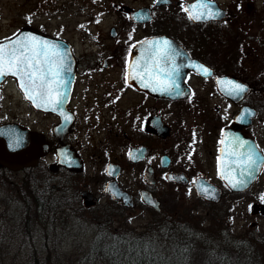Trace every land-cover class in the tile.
Returning <instances> with one entry per match:
<instances>
[{
  "label": "flooded vegetation",
  "instance_id": "obj_1",
  "mask_svg": "<svg viewBox=\"0 0 264 264\" xmlns=\"http://www.w3.org/2000/svg\"><path fill=\"white\" fill-rule=\"evenodd\" d=\"M191 1L151 0L134 8L121 7L122 22L110 24L105 34L97 29L91 35L90 25L95 24L75 25L70 29L78 31L74 38L63 34V24L55 29L24 24L0 37H14L27 27L61 41L62 49L67 44L73 60L68 80L64 79V66L54 56L45 66L43 72L52 91L51 97L42 96L41 109L25 97L27 76L13 75L12 69L0 80V126L8 125L13 136L28 129L38 132L44 151L30 165V153L14 157V152L26 145L0 147V181L22 172L23 184L7 186L16 192V198L21 193L24 197L29 193L38 196L36 187L47 185L46 191L72 193L69 210H114L106 217L81 216L73 209L70 214L49 216L55 226L61 225L56 227L61 233L46 231L48 216H0V228L8 230L0 234L3 253L25 254L32 264H63L66 254L79 256L81 264H127L122 256L133 238L141 240L152 218L164 214L166 200L161 199L158 189L163 179L171 186H184L195 198L185 201L191 207L194 201L211 207L223 203L230 215V208L241 196L247 195L249 209L255 202L264 203L262 198L255 199L256 183L264 175V73L257 77L254 64L248 67L240 55L241 47L257 38L250 30L246 33L253 20L259 29L263 26L260 30L264 33V12L257 11L248 0H243L248 7H242L239 0H215L219 15L194 20L184 7ZM171 5L178 12L164 8ZM139 7L148 10L136 21L131 13ZM160 34L172 38L189 58L197 60L201 64L196 66L198 70L186 63L187 57H175V63L169 65L161 63V58L142 56L131 72V47ZM105 40L110 43L106 45ZM21 42L25 39L11 47L9 58L14 47L16 55L24 51ZM229 82L246 91L235 93ZM207 94H214L219 102L211 106L204 103ZM4 97L20 108L18 114H2ZM31 114L38 119H30ZM256 159H260L258 176L244 189H232L223 176L248 175L255 170ZM39 164L43 168L38 169V179L32 171ZM51 173H56V178H51ZM128 174L134 181H127ZM81 175L89 177L82 185ZM33 181L40 184L28 183ZM199 182L209 190L215 187L218 199L206 191L200 193ZM38 197L46 196L42 192ZM29 201L23 200L25 208ZM53 205L42 200L37 208L43 206L45 213L53 208L54 214ZM82 219L87 220V227ZM133 222L145 224L130 226ZM68 231L83 233L84 237L70 243L68 239L76 233ZM15 234L18 236L13 237Z\"/></svg>",
  "mask_w": 264,
  "mask_h": 264
},
{
  "label": "rangeland",
  "instance_id": "obj_2",
  "mask_svg": "<svg viewBox=\"0 0 264 264\" xmlns=\"http://www.w3.org/2000/svg\"><path fill=\"white\" fill-rule=\"evenodd\" d=\"M239 1L242 7L247 6L245 4V0V2L243 0ZM148 2H151V0H0V37L10 34L18 26L24 24L30 25L31 27H34L36 29L43 27L55 29L57 25L63 24V34L65 36L72 37L73 35L75 37L78 34V31L70 30L73 29L75 25L95 24V26L90 25L89 33L91 32L90 34L92 35V33L96 32V30L98 29L102 30V32L105 34V31L108 29L110 24L121 21L119 20V18H122V11L120 10L121 7L134 8ZM248 2L250 3L249 5L254 7L257 11L264 12V0H248ZM164 8L178 12V9H176L174 5L166 6ZM261 17L263 19V16ZM259 26L260 25H258L257 21L253 20L250 26L251 28H247L246 33H248V31L250 30L251 35H254L257 38L255 39V41L250 42V45L245 43L243 47H241L243 50L241 49L242 54H240L244 57L243 61L245 62V64L249 65L248 67L253 66L254 64L257 77L259 73H264V33H262L263 30H260L261 28H263V26H261L260 29ZM79 33L81 34L82 32ZM105 41L107 42L106 45L110 43V40ZM81 42L82 41L80 39V44L83 45V43ZM251 70H253V67H251L250 71ZM213 95L207 94L205 96L206 101H204V103L211 106L216 102H219L218 97ZM11 101L12 100H9V98L4 97V108L2 114L12 115L14 113H19L18 111L20 108L13 106ZM30 119L35 120L38 119V117H35L34 114H31ZM40 168H43L42 164H39L37 168H35V171H32V174H36V178H38V169ZM51 178H56V173H51ZM10 179L12 180L11 182L8 181ZM88 179L89 177L87 176H79V184L82 185L85 181L88 182ZM24 180L25 175L20 172L18 174H15L14 176L8 175L4 178V181H0V216L21 217L24 215H39L42 217H52L66 215L73 209L76 213V210H79L78 214H80L81 216L102 215L106 217L111 214L110 211L114 212V210L109 211V208L104 207L97 209V212H89L78 207L76 204L75 205L79 209L73 206L75 209L71 207V209L69 210L67 208L72 200V193L70 191L68 193L67 191L60 193L49 189L48 191H46L47 185L45 186L46 188L44 187V185H42L43 188L41 186L40 188L38 186L36 187L37 195L40 196L42 192H44L46 197H40L41 201L44 200L54 204L53 206L56 209L54 214L51 212L53 208H49L47 210V213H45L42 209L43 206L40 209L37 208L36 201L31 196H29L31 195L30 193L25 197L22 196L21 193V197L17 196L16 198L15 191L7 190V186L11 183L23 184L25 182ZM132 180L134 181V176L128 174L127 181L132 182ZM28 183H32L33 185H35V183H38V185L40 184L39 181ZM4 184H6V186ZM256 184L255 199L264 198V189L262 188V185L264 187V175L260 177L259 181ZM158 189L159 193L162 195L161 199L164 201L166 200V208L164 210V214H160L152 218V221L146 225V229L155 227L159 223L165 222L166 220L169 221V219L172 218L177 219L180 222L187 221L190 223L191 220H193L192 216H202L201 218H203L212 215V219L210 221H205L203 223V226L206 227V229L209 228L208 232L214 236H218V229H220V231L223 230L222 222L227 223L226 227L230 229L233 235H239L245 230H253V232H264V215L260 213L251 214L249 212L250 201L248 200L247 195L241 196L240 201L237 203V205H235V207L232 209L230 208V212H233V214L229 215V209H227V206H222L224 205L223 203H219V207L217 205H212L211 207V205L206 206V204L203 202L201 203L200 201H194L193 207H191L192 205L190 206L187 203H189V201L191 200H195V198L192 195H188L184 186H171L170 183H167L166 179H163V181H161ZM27 199L30 201L28 207L25 208L23 206L25 205L23 200ZM185 201H187V203ZM39 210L41 211V213ZM62 210H64L65 213H61ZM205 210L206 212L208 211L207 214ZM231 215H233V218ZM50 217L46 223V231L61 233L56 228H60L61 225L59 224L58 226H55V223L51 221ZM218 218H220L221 220ZM139 220L141 221V219ZM142 221H145V219H143ZM80 222L86 224L84 226H88L87 220L82 219ZM210 223L214 224L210 225ZM140 224L144 225L145 223L133 222L132 224H130V226L134 227L137 225L139 226ZM4 226L6 225L4 224ZM90 226L91 225H89V227ZM7 232L8 230L0 228V234H6ZM68 232L76 233L70 236V239H68L70 243L77 242L80 237H84L83 233L77 231ZM245 235L247 234L245 233ZM16 236L18 235L15 234L13 237ZM1 243L2 241L0 238V244ZM161 247L164 246L161 245ZM72 249L74 248L70 246L69 251H72ZM27 257L28 256H25V254L11 255L3 253L0 249V264H32V262H30ZM78 257L79 256L76 255L72 256L70 254H66L65 256H63V260L66 261L63 262V264H81L78 261Z\"/></svg>",
  "mask_w": 264,
  "mask_h": 264
},
{
  "label": "trees",
  "instance_id": "obj_3",
  "mask_svg": "<svg viewBox=\"0 0 264 264\" xmlns=\"http://www.w3.org/2000/svg\"><path fill=\"white\" fill-rule=\"evenodd\" d=\"M32 198L41 206L40 197ZM201 217L192 216L190 223L172 218L148 228L141 240L133 238L126 255L117 256L127 264H264V232L233 235L221 221L223 230L214 236L203 226L212 215Z\"/></svg>",
  "mask_w": 264,
  "mask_h": 264
},
{
  "label": "water",
  "instance_id": "obj_4",
  "mask_svg": "<svg viewBox=\"0 0 264 264\" xmlns=\"http://www.w3.org/2000/svg\"><path fill=\"white\" fill-rule=\"evenodd\" d=\"M157 3H163V2H169V0H157ZM200 0H195L191 3L186 4V8L189 9L192 5L198 4ZM204 3H207L209 5L208 9H197V11H203L205 14L210 10L212 12L219 11V7L215 1L211 0H203ZM148 9L146 7L138 8L134 10L131 13V17L135 19L136 21L141 20V16L144 12H146ZM189 12V11H188ZM190 15V13H189ZM216 17V16H215ZM207 18H201L198 20H206ZM197 20V19H194ZM29 36L36 37L37 41H47L48 45L50 46L47 50L43 49L42 47L38 48L37 50L41 52V56L39 57L41 64L40 68L43 70L47 64H50L51 61H53L52 58L55 57V61L59 62V64L64 66V79L68 80L70 71L72 72V55L71 52L65 47L64 49L61 48V43L58 42L59 40L48 38L44 35L34 33L30 31L27 27L21 28V30L16 34V36L11 38H5L3 40H0V45L4 46L5 52H4V58H5V66L7 65V61L10 54V49L14 44L18 45L19 39ZM165 41L168 42L167 45H165ZM25 44L28 45V51L25 52V55L32 56L33 53L31 51V48L34 45V42L32 41H25ZM53 50H55V54L53 53ZM58 50V52H57ZM47 52V60L48 62L45 63V56L44 52ZM54 56V57H53ZM142 56H154L156 58H161L160 62H167L169 65L174 64L175 57H187L188 60H186L187 64H192V67H194L195 70H198V67L196 66L201 65L197 60H193L189 58L188 54L183 50L173 39L169 38L168 36L161 34L152 38L144 39L140 42H137L133 45L131 49V63H130V71L133 72V69L136 70V67L139 66L140 61L138 60V57ZM58 58V60H56ZM35 64V62H33ZM8 67V65H7ZM32 70H35L33 68ZM40 73L37 72V75ZM7 75H9L8 69H6V74L3 77H0V80L5 78ZM39 83V81H37ZM29 87L28 89L34 92H28L32 94L34 97L33 99L28 98V94H25L26 97L30 100L33 106L36 108H42V100L41 95H38V92L40 89H34L33 86L28 83ZM21 132H18L17 135H12L10 131V127L8 125L0 126V147L6 148H12L15 147H23L26 145V148L18 149L14 152V157L18 158L21 155H24V153L28 152L31 154V157L29 158V161L27 164H35V157L38 155L43 154V148H42V140L40 137V134L36 131L27 130L26 132L22 133V135H19ZM7 153L9 150L6 151ZM256 168L248 175H231V174H225L223 178L226 180L229 186H231L232 189L235 190H242L245 187H247L253 179L257 176L259 168H260V159H256ZM233 184H236L235 187H233ZM198 191L201 192H207L209 195H211L212 199L217 200L219 193L217 192L215 187H210V190L206 188V186L201 182L197 185ZM146 200H148L146 198ZM155 206L156 203L154 204ZM251 213H260L264 215V203L261 202H255L251 205Z\"/></svg>",
  "mask_w": 264,
  "mask_h": 264
},
{
  "label": "snow or ice",
  "instance_id": "obj_5",
  "mask_svg": "<svg viewBox=\"0 0 264 264\" xmlns=\"http://www.w3.org/2000/svg\"><path fill=\"white\" fill-rule=\"evenodd\" d=\"M209 5L207 3H204L203 0H200L198 4L192 5L189 9H185L186 11H189L190 13V19H201V18H214L215 16L219 15V13L208 11L206 14L203 11H197V9H208ZM25 41H32L34 42L33 47L31 48V51L33 53L32 56L25 55V52L28 51V45L24 42L20 43V47L24 49V51L20 52V55H16V48L14 47L12 49V56L8 59L7 65L8 70L15 69L12 71L13 75H17L22 73L24 76H27L29 78L30 84L33 86L34 89H40L41 91L38 92V95L42 96H49L51 97V91L52 87L51 84L46 80L45 73L43 70L39 67L41 64V61L39 57L41 56V52L37 49L42 47L43 49L47 50L50 46L48 45L47 41H37L36 37L29 36L25 37ZM165 45L168 44L167 41L164 42ZM4 46L0 45V77H3L6 74V68H5V58H4ZM55 54V53H54ZM45 60L44 62L47 63V52H44ZM35 62V64L33 63ZM35 68V70H32ZM31 70V71H30ZM205 74H208L207 69H203ZM37 72L40 74L37 75ZM49 72H51V69H49ZM52 75H58V73H51ZM39 81V83H37ZM232 91L235 93H243L246 91L245 87L239 85V84H231ZM24 86L23 84L21 85ZM29 99H33L31 93L28 94ZM51 103H59V101L55 99H50ZM68 119V117H65ZM236 184H233V187H235ZM264 199V198H262Z\"/></svg>",
  "mask_w": 264,
  "mask_h": 264
}]
</instances>
